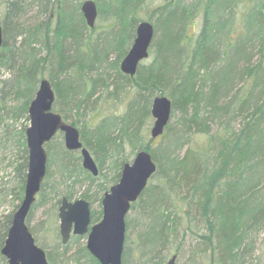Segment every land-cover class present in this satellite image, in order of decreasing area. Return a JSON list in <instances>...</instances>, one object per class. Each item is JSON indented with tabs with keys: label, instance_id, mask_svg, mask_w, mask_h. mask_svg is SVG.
<instances>
[{
	"label": "trees",
	"instance_id": "obj_1",
	"mask_svg": "<svg viewBox=\"0 0 264 264\" xmlns=\"http://www.w3.org/2000/svg\"><path fill=\"white\" fill-rule=\"evenodd\" d=\"M82 1L0 0L5 6L0 70L8 71L0 78V129L19 152L14 198L23 197L28 125L14 123L29 120V103L46 76L55 91L53 110L64 120H70V111L75 117L69 122L76 124L89 109L79 126L80 138L98 166L93 175L82 166L79 153L53 143L61 131L45 143L47 168L37 196L54 200L52 216L63 196L73 198L74 184L87 180L80 196L90 202L91 223L98 221L103 193L129 160L123 154L129 144L133 150H149L157 165L130 206L137 203L149 218L142 227L150 225L152 236L139 230L136 237L148 251L149 264L166 261L162 251L176 242L181 223L184 235L193 234L195 250L214 257L216 264H264V0H163L150 20L154 35L148 60L138 64L134 75L124 73L119 63L147 0H95L97 15L109 23L107 34L92 38L95 26L86 23ZM240 3L246 11L242 31L235 35ZM31 7L34 16L25 19ZM199 14L200 29L192 36L186 30ZM239 79L242 87L231 93ZM157 92L170 97V119L176 120L172 124L169 119L159 142L151 145V103ZM103 98H124L122 112L96 109ZM52 163L60 170L57 175L50 170ZM104 167L109 175L102 173ZM96 200L98 208L92 207ZM36 202L27 214L28 226ZM12 213L0 221V248ZM59 235L56 229L53 238L66 252L54 255L46 249L48 264H80L82 259L100 264L85 243L67 254L69 245ZM81 237L72 234L68 241ZM0 264H6L1 252Z\"/></svg>",
	"mask_w": 264,
	"mask_h": 264
},
{
	"label": "water",
	"instance_id": "obj_2",
	"mask_svg": "<svg viewBox=\"0 0 264 264\" xmlns=\"http://www.w3.org/2000/svg\"><path fill=\"white\" fill-rule=\"evenodd\" d=\"M81 10L88 26L95 25L97 5L95 0H83ZM154 35V25L148 19L138 21L135 37L126 54L120 60V69L134 75L138 64L149 55ZM3 29L0 18V47ZM55 91L48 77L39 80L38 88L28 106L29 123L25 128L27 146V169L23 197L13 211L10 225L0 248L6 264H48L44 248L36 243L26 218L36 199L47 168L45 143L58 132L63 133L64 145L69 150H78L82 166L97 175V163L83 145L79 128L64 120L61 113L53 110ZM172 103L166 94L155 95L151 103L153 117L150 137L160 135L170 119ZM156 162L149 150H137L131 161H126L119 179L113 183L101 198L102 216L91 223L90 202L84 197L61 198L58 206L59 232L61 241L67 243L71 234H86V248L100 264H121L126 230L125 216L156 170ZM177 254L172 253L163 264H177Z\"/></svg>",
	"mask_w": 264,
	"mask_h": 264
},
{
	"label": "rangeland",
	"instance_id": "obj_3",
	"mask_svg": "<svg viewBox=\"0 0 264 264\" xmlns=\"http://www.w3.org/2000/svg\"><path fill=\"white\" fill-rule=\"evenodd\" d=\"M246 2L248 0H245ZM163 0H147L142 8V11L140 13L141 17L143 19L148 20H154L157 17V6L162 4ZM245 3V2H244ZM244 3H240L237 7V11L235 14V29L233 30V34L237 35L238 32L242 31V16L245 13L244 9ZM5 9V6L0 3V18L2 20V14L3 10ZM35 12V8L31 7L26 13H25V19H32L33 14ZM108 21H106L103 18H100L98 15L96 17L95 21V27L93 31H90V37H94L95 35L104 36L106 33ZM200 23H201V14L196 19L195 24H189L187 27L186 32L190 33L192 36H194L196 33H198L200 29ZM97 35V36H98ZM253 58L252 60H256L258 58V54H256V49L252 52ZM146 59V58H145ZM148 60V58L146 59ZM240 65H242V62H239ZM8 71L7 70H0V78L7 76ZM243 84V79H239L237 82H235L232 86V92L238 91ZM163 94L157 92L156 95ZM124 98H120L117 100H107V99H100L96 102V109L99 107L101 110L104 111H116V112H122L124 107ZM95 109V110H96ZM94 110V111H95ZM93 111V112H94ZM71 118H69V121H72V117H75L74 114H72L70 111H68ZM90 115L89 109L85 110L84 114H81L80 119L75 124L78 128L83 122V120L87 119V117ZM10 120V119H9ZM176 116L171 117L170 121L175 123ZM153 121V120H152ZM29 120H24L23 118H20L19 121L14 123V126H20L21 124H28ZM152 124V122H151ZM150 124V126H151ZM149 126V129H150ZM214 126V125H213ZM150 133V131L148 130ZM59 136H56L54 138L55 144L64 146L63 141V133ZM160 136H157L155 138H152L151 145H155L159 142ZM140 149V148H139ZM133 150L132 147L129 144L125 145V149L123 151L124 155L129 156L128 161H131L134 157L137 150ZM142 149V148H141ZM75 153H79L78 150H73ZM134 151V152H133ZM18 149L16 147V144L14 141L7 139L6 137H3L2 130L0 129V221H3L4 216L10 212H13L17 205L20 203V200H17L14 198L13 188L17 189V179L18 175L17 172L14 169L15 164V158H18ZM80 154V153H79ZM54 160V159H53ZM81 162V158L79 159ZM54 162V161H53ZM51 172L53 174L57 175V163H52L50 167ZM57 170V171H56ZM56 171V173H55ZM102 173L108 174L107 168L104 167L102 169ZM109 175V174H108ZM82 177V176H81ZM87 188V180H84L82 182H77L74 184L73 188V198L75 199L77 197H80L81 193ZM36 206L34 207L33 211L30 214L29 219V226L33 230V234L38 236V244L45 250H51L53 254L55 255V252L57 253H64L66 251H63L60 245H57L56 238H53L54 232L59 230V217L56 214L54 216L51 215L49 211V207L54 202L53 199H48L47 202L45 200H39L40 197L36 196ZM35 202V201H34ZM58 207V205L56 206ZM92 207L98 208V201H94L92 203ZM58 209H56L57 212ZM129 221V223H127ZM149 221L148 216H144L143 212L140 211V207L138 204H134L133 207H131L126 216H125V222H126V230H125V237H124V244H123V253H125V259L122 253V263L124 262L126 264H149L148 262V251L145 249V247H139L137 244V233L139 230L142 231L143 234L148 237H151V231L150 225L145 226L143 228L142 226ZM184 225L181 223L177 227L176 232V242L171 243L166 246L165 249H163L162 254H164V261L167 259L168 256H170L172 253L177 254V264H216V261L214 260V257H209L207 254H201L200 252L196 251L194 246L192 244L195 242L193 239V234L190 232H187L186 235H184V232H181ZM184 237L181 238L182 236ZM155 237V235H153ZM181 236V237H180ZM86 234H83V237L79 238L78 240H74L73 242L69 243V241L65 244L69 245V250L67 254L72 253L77 245L86 243ZM181 238V239H180ZM61 239V236L59 235V240ZM61 241V240H60ZM144 254V255H143ZM157 255V254H156ZM127 257V261L126 260ZM214 260V261H213ZM69 264H78L73 262L72 260L69 261ZM80 264H87L86 260L82 259Z\"/></svg>",
	"mask_w": 264,
	"mask_h": 264
}]
</instances>
